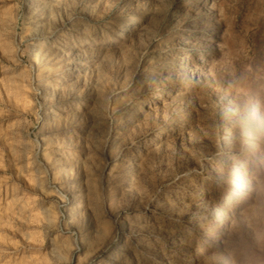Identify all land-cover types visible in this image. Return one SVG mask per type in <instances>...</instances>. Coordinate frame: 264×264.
I'll return each mask as SVG.
<instances>
[{
	"label": "rangeland",
	"instance_id": "374dc122",
	"mask_svg": "<svg viewBox=\"0 0 264 264\" xmlns=\"http://www.w3.org/2000/svg\"><path fill=\"white\" fill-rule=\"evenodd\" d=\"M0 264H264V0H0Z\"/></svg>",
	"mask_w": 264,
	"mask_h": 264
},
{
	"label": "bare ground",
	"instance_id": "6f19581e",
	"mask_svg": "<svg viewBox=\"0 0 264 264\" xmlns=\"http://www.w3.org/2000/svg\"><path fill=\"white\" fill-rule=\"evenodd\" d=\"M183 59H184V57H183ZM188 64V62H185V66H188V68H189V64ZM191 67V66H190ZM178 68H180V69H184V67H182V66H179ZM196 70V69H195ZM194 70V71H195ZM236 163V162H235ZM111 245H112V242L111 243H109V244H107L105 247H104V250H103V252L104 251H106V250H108L110 247H111ZM109 262H115V263H117L116 261H117V259H114V258H112V257H109L108 259H107Z\"/></svg>",
	"mask_w": 264,
	"mask_h": 264
}]
</instances>
